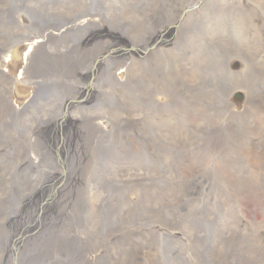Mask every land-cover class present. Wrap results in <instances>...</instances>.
I'll use <instances>...</instances> for the list:
<instances>
[{
	"label": "rangeland",
	"instance_id": "obj_1",
	"mask_svg": "<svg viewBox=\"0 0 264 264\" xmlns=\"http://www.w3.org/2000/svg\"><path fill=\"white\" fill-rule=\"evenodd\" d=\"M99 2L102 28L92 24L79 59L85 83L100 56L113 50L111 60L98 65L85 109L73 110L72 166L46 205L54 213L45 233L68 246L29 264H154L153 256L175 264L170 247L184 238L193 246L178 264H234L253 254L244 248L264 256V0ZM117 3L131 7L117 16ZM174 23L176 38L168 31L153 47ZM204 41V63L192 74L186 56ZM128 44L150 50L125 51ZM75 68L74 90L84 82ZM111 167L116 174H106ZM104 175L112 179L98 189ZM24 201L19 213L13 199L0 203L12 211L9 235L46 207L35 196Z\"/></svg>",
	"mask_w": 264,
	"mask_h": 264
},
{
	"label": "bare ground",
	"instance_id": "obj_2",
	"mask_svg": "<svg viewBox=\"0 0 264 264\" xmlns=\"http://www.w3.org/2000/svg\"><path fill=\"white\" fill-rule=\"evenodd\" d=\"M86 1L0 0V3L4 2L0 5V176L5 181L0 187V203L4 204L13 199L9 207L11 210L18 200L19 206L28 208L30 204L25 203L26 197L35 196L38 200L50 197L56 200L62 192V185L57 188L55 185L68 179V174L64 176L61 173L64 170L67 173L72 166L70 149L75 142L72 136H69L70 126L67 124V127H56L47 121L58 115L63 122L74 120L69 112L67 113L70 106L67 91L74 90L73 67L76 66L75 70L81 79L85 77V67L79 59L88 50L85 41L93 31V28L87 25H103L100 14H96L68 26L69 22L65 17H82L81 10L85 5L86 8L90 6ZM113 6L117 16L125 12L123 8L131 7L129 3H117ZM75 27L85 29L76 32L72 30ZM203 46L205 41L186 56V67L192 74H197L204 63ZM118 73L123 74L124 70ZM26 83L31 85H24ZM44 84H50L52 89L46 92L45 97L35 96L36 86ZM23 86L29 90L21 97ZM81 86L82 82L78 87ZM8 122L10 123L7 124ZM11 123L15 125L13 128H10ZM23 133L26 134L25 139ZM9 156L11 161H8ZM28 161L37 163V172L28 174L26 169L27 174L24 173L22 166ZM10 164L17 165L16 179H11L13 173L10 171ZM111 172L116 174L114 167L108 168L106 174ZM25 175L28 176L27 181L23 179ZM111 179V176L104 175L98 189L104 188ZM11 212L4 214L0 209V264L36 263L47 258L55 247H58L60 252L67 248L68 244L55 237L52 231L45 233L44 229L53 227L50 221L45 220L48 214L54 213L52 205L44 207L40 216L37 213L21 225L17 223L19 227L12 228L9 235L4 223L9 220L7 215ZM34 225L37 228L33 230ZM197 232L202 233L199 229ZM233 232L241 233L236 229ZM11 237H14L12 254L9 249ZM190 246H193V243L184 238L170 247L169 254L175 251L171 256L176 259L175 264H178L187 251L185 249ZM244 250L249 253L253 250V254L243 260L236 258L234 264H264L261 252L253 248ZM215 251H218L217 248ZM149 255L152 257V252H149ZM207 260L208 257L202 264H206ZM153 262L160 264L162 260L153 256ZM60 264L65 262L61 261ZM166 264L172 263L166 260Z\"/></svg>",
	"mask_w": 264,
	"mask_h": 264
}]
</instances>
